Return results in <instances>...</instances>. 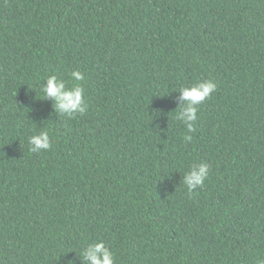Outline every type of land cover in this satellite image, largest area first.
<instances>
[{
	"label": "trees",
	"instance_id": "1",
	"mask_svg": "<svg viewBox=\"0 0 264 264\" xmlns=\"http://www.w3.org/2000/svg\"><path fill=\"white\" fill-rule=\"evenodd\" d=\"M51 75L83 115L45 99ZM209 79L187 133L180 89ZM101 240L115 264H264V0H0V264Z\"/></svg>",
	"mask_w": 264,
	"mask_h": 264
},
{
	"label": "clouds",
	"instance_id": "2",
	"mask_svg": "<svg viewBox=\"0 0 264 264\" xmlns=\"http://www.w3.org/2000/svg\"><path fill=\"white\" fill-rule=\"evenodd\" d=\"M71 78L75 81L83 82L85 75L82 71L77 70L71 72ZM216 87V83L209 79L197 82L191 87L180 89L184 107L180 109L176 119L185 125L187 133H194L196 131L195 125L198 119V107L211 96ZM41 90L45 99L50 98L54 101L55 110L60 115L72 118L77 114L83 115L88 109V105L84 99L85 90L81 84L70 88L67 87L65 81L59 79L56 75H51L46 79V85L43 84ZM192 139V135L184 136V140L187 142H191ZM28 143L30 151L33 153L46 152L52 147L49 134L46 130H42L30 137ZM208 175V163L194 164L190 171L185 173L183 179L188 193L192 194L196 189L201 188ZM82 257L85 264H115L112 251L102 240L88 244L82 253ZM69 264H72V262L69 261Z\"/></svg>",
	"mask_w": 264,
	"mask_h": 264
}]
</instances>
